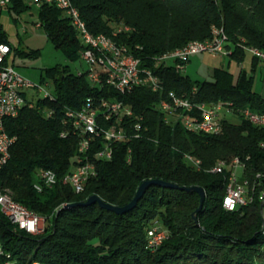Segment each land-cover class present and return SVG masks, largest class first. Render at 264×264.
<instances>
[{"label": "trees", "instance_id": "1", "mask_svg": "<svg viewBox=\"0 0 264 264\" xmlns=\"http://www.w3.org/2000/svg\"><path fill=\"white\" fill-rule=\"evenodd\" d=\"M87 31L112 37L150 69L161 90L136 86L121 94L104 81L93 85L86 70L79 74L65 65L44 68L40 81H49L51 97L37 98L32 107L22 106L4 120L7 134L15 138L7 162L0 167V187L13 199L43 217V230L35 235L18 229L0 214V243L5 255L0 264H264V221L254 199L234 211L222 207L228 172H211L219 160L239 158L248 175L264 172V127L245 119L240 110L264 113V98L253 90L259 60L251 56L250 71L213 68L210 80L192 81L173 64L155 58L192 40L211 37V27H221L227 37L230 61L241 65L246 49L264 51V0H71ZM30 8L24 0H10L8 10L19 15ZM39 27L69 62L80 59L85 49L77 30L63 12L51 4L37 8ZM127 30L115 32L117 28ZM114 33V34H113ZM0 43L14 55L36 57L38 50L19 51L6 40L0 26ZM195 92L192 93V88ZM167 92L194 102L230 103L238 122L222 119L217 134L192 132L180 122L164 123L157 103ZM105 98L129 105L139 118L140 135L112 144L109 160L95 161V175L81 192L62 183L72 170L77 135L60 136L66 110L80 109L85 99ZM52 114L45 116L44 111ZM101 144L97 140L93 153ZM200 160L199 169L184 159ZM39 170L56 175L52 188H33ZM158 179L177 188L151 185L136 205L124 214L84 202L90 195L114 206L127 204L142 181ZM200 187L205 198L180 187ZM155 223L166 231L156 248L148 247L147 230Z\"/></svg>", "mask_w": 264, "mask_h": 264}, {"label": "built area", "instance_id": "2", "mask_svg": "<svg viewBox=\"0 0 264 264\" xmlns=\"http://www.w3.org/2000/svg\"><path fill=\"white\" fill-rule=\"evenodd\" d=\"M28 5H34L38 8L41 4H51L60 9L69 19V15L65 12L63 0H24ZM10 6V0H0V10ZM72 24V21H70ZM39 26V24H36ZM114 34V33H113ZM83 38V37H79ZM227 44L226 35L221 27H216V39L210 40L208 43H202L199 47L192 51L177 52L175 55H168L167 58H155L157 62L167 63L170 61L175 69H184L185 63L193 54L201 52H209L214 54L228 55L229 50L225 48ZM110 55V64L103 65L106 72L105 83L118 93L124 94L131 91L136 86H146L151 91L157 92L161 90V83L156 75L150 69L140 68L139 61L132 55L126 46H116V49H108ZM253 56L258 59H264V53L255 48H247ZM9 46L0 43V150H3V160L5 163L9 158V150L15 141L14 137L7 134L2 123V113H10V117L17 115L22 106L32 107L35 99L30 94V89L38 88L43 90L40 85L28 81L22 77L15 68L8 64L7 55L9 54ZM89 54L82 51L80 59L87 65V78L93 85H96V78L89 65ZM77 72V74H79ZM48 85V81L43 82ZM195 88H192V93ZM88 97L85 99L80 109L70 110V118L63 121L64 129L60 132L61 137H65L69 133L77 135V151L74 157L75 163L72 170L62 176V183H66L72 188L84 179L95 175V161L109 160L112 157V144L114 142L124 141L128 136L137 138L140 135L141 124L139 118L132 121L134 113L129 105L119 100H110L98 98L96 105H99V112H92V108L88 107ZM158 110L163 114L164 123L171 124L180 122L187 130L192 132H203L209 134H217L221 130V121L226 119L225 114L235 115L230 103H211L194 102L189 97L177 96L173 92H167L164 98L157 103ZM45 116H50V110L44 111ZM240 114L249 122H259L260 127H264V116L249 108L240 110ZM236 116V115H235ZM113 121L124 122L123 131H113ZM99 140L101 146L96 149L91 157L89 151L93 144ZM2 142H9V149H2ZM184 159L192 168H199L200 162H195L186 155ZM215 173L228 172L225 186V193L222 198V207L227 211L247 205L248 193L246 189V181L248 174L245 171V164L236 157L233 165H225V160L220 166H213ZM256 176L262 177V185H264V172H255ZM54 172L51 170H39L36 174V182L33 188L36 191H42L44 188H52V177ZM0 203L4 206V217L9 222H15V227L24 232L35 235L40 233L43 228L40 226L41 220L35 215H27L22 209L11 208V202L2 199L0 194ZM263 221H264V197L262 201ZM148 247L156 248L166 237V231L158 227H151L147 230ZM0 252L5 255L1 243ZM32 264H42L34 262Z\"/></svg>", "mask_w": 264, "mask_h": 264}, {"label": "rangeland", "instance_id": "3", "mask_svg": "<svg viewBox=\"0 0 264 264\" xmlns=\"http://www.w3.org/2000/svg\"><path fill=\"white\" fill-rule=\"evenodd\" d=\"M36 24L39 22L37 8L34 5H30L28 10L19 15L7 8L0 10V26L6 34L7 42L19 51L31 49L39 51L36 57H26L19 54L14 55V50H12L7 55L8 64L12 65L22 77L51 93L50 82L48 81V85H45L40 81V74L44 68L67 64L72 72L77 73L86 70L87 65L81 59L69 62L62 52L54 47L44 30ZM251 56L252 54L246 50L243 64L238 65L230 61L228 55L201 52L191 55L179 74L188 76L192 81L210 80L213 68L220 67L236 76L241 68L247 72L250 71ZM167 63L172 64L170 61ZM43 93L44 91H39L36 87L30 89V94L34 99L41 98ZM224 116L232 122H238L235 115L225 114ZM10 193L12 195L11 191ZM39 217L42 219L40 226L43 228V217ZM153 226L163 229L158 223Z\"/></svg>", "mask_w": 264, "mask_h": 264}, {"label": "bare ground", "instance_id": "4", "mask_svg": "<svg viewBox=\"0 0 264 264\" xmlns=\"http://www.w3.org/2000/svg\"><path fill=\"white\" fill-rule=\"evenodd\" d=\"M63 1H64V6H65V12L69 15L70 21H72L74 28L77 30L78 36L83 37V38H80V41L85 47L83 51L87 52L90 55L89 65L96 78V85H101L102 81L104 82L106 81V72L103 69V65L100 64V61L103 64H110V55L105 45L108 47V49H116V46H120V44L115 43L112 37H109L103 34H97V35L90 34L87 31L84 22L81 20L79 16L78 9L72 5L71 0H63ZM122 29L127 30L126 27H122V28H117L115 32H119ZM215 39H216V26H212L210 38L205 39V40L189 41L185 45L179 48H176L172 51L166 52L157 58H167L168 55H175L177 52L192 51V50L197 49L200 44L208 43L210 40H215ZM226 40H227V37H226ZM262 52L264 53L263 50ZM177 71H180V70H177ZM49 97H51V93H49L48 91H44L41 98H49ZM88 107L92 108V112H99V105H96L95 99H88ZM260 114H263L264 116V113H260ZM65 115L67 118H70V110H66ZM9 117H10V113H2V123H4V120ZM250 123H252L253 125L259 126V122H250ZM123 130H124V122L113 121V131H123ZM0 138H1V131H0ZM2 149H9V142H2ZM185 155L188 157V159L192 161L200 162V160H198L197 158H194L193 156L189 154H185ZM222 161L223 160L217 161L214 166H220ZM235 162H236V158H232L229 161L225 160V165H233ZM4 164H5V161L3 160V150H0V167ZM194 169H199V168H194ZM210 171L214 172V169H210ZM87 179L88 178H84L75 188H72V186L70 187L73 189L74 192H81L83 190V185ZM55 183H56V175L54 174V176L52 177V186ZM246 189L248 193L247 204L252 202L254 199H257L259 201V204L261 205L263 201V197H264V185H262V177L256 176V173H253V174L251 173V175H248V179L246 181ZM0 194H1L2 199H6L11 202V208L22 209L24 214L35 215L36 218L42 220L37 214L31 212L25 206L16 202L7 188L0 187ZM0 214L4 215V206L1 203H0ZM260 214H261V217L263 218V208L262 207L260 208ZM10 223H12L15 226V222H10ZM0 255H2V252H0Z\"/></svg>", "mask_w": 264, "mask_h": 264}, {"label": "water", "instance_id": "5", "mask_svg": "<svg viewBox=\"0 0 264 264\" xmlns=\"http://www.w3.org/2000/svg\"><path fill=\"white\" fill-rule=\"evenodd\" d=\"M151 185H157L160 187H166V188H177L178 186L175 184H171L162 180H158V179H150V180H145L142 181L141 184L138 186L135 195L133 196V198L131 199V201H129L127 204L123 205V206H114L110 203L104 202L102 201L98 196L96 195H90L84 202H75V203H70L65 205V207L69 208V207H77V206H87V205H91L94 203H97V205L107 211L113 212L115 214H124L127 211L131 210L137 203V201L142 197V195L144 194L145 190L147 188H149ZM180 189L188 191V192H195L198 194L199 196V204L197 209L192 213V218L193 220L196 222V212H198L199 210H201L202 206H203V202H204V198H205V194L202 188L200 187H180ZM262 204L260 205V208L262 207ZM263 222V219H262Z\"/></svg>", "mask_w": 264, "mask_h": 264}, {"label": "crops", "instance_id": "6", "mask_svg": "<svg viewBox=\"0 0 264 264\" xmlns=\"http://www.w3.org/2000/svg\"><path fill=\"white\" fill-rule=\"evenodd\" d=\"M252 76H253V90L257 92L262 98H264V59H259L257 61Z\"/></svg>", "mask_w": 264, "mask_h": 264}]
</instances>
